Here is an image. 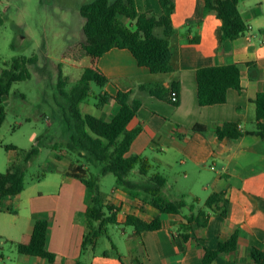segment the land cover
<instances>
[{
  "label": "crops",
  "instance_id": "obj_1",
  "mask_svg": "<svg viewBox=\"0 0 264 264\" xmlns=\"http://www.w3.org/2000/svg\"><path fill=\"white\" fill-rule=\"evenodd\" d=\"M135 3L139 13H161L159 0ZM239 10L250 31L234 41H223L222 22L215 12L206 13L203 0H176L172 23L178 35L171 41L173 71L168 74L151 73L129 50L113 49L98 60L82 51L84 68L103 73L109 81L104 91L110 96L138 94L141 87L170 93L179 84L178 105L146 92L140 95L142 105L128 129L142 131L127 156L142 155L149 162L154 159L167 177L165 193L169 198L186 195L188 200L198 199L208 222L195 231L197 241L191 240L181 249L177 241L181 217L161 214L150 205L141 210L140 202L114 187L110 195L102 194L106 204L118 209L116 227H128L129 215L146 223L158 218L161 227L140 234L133 227L131 232L123 229L126 239L122 244L115 242L108 227V237L99 238L95 248L83 250L88 191L80 180L66 175L71 166L80 163L62 165V159L54 154L47 174L27 181L25 190L0 208V264H258L251 252H264V140L256 136L219 140L214 132L224 123H236L242 131L255 130L253 101L264 92V0H241ZM196 38L199 42H193ZM233 64L242 65L243 90L230 89L225 104L201 107L197 72ZM107 107L109 115L99 117L110 121L118 106L112 101L99 111ZM196 125L206 126L208 132L193 131ZM40 135L36 131L33 141ZM16 154L9 151L0 173L7 172L17 160ZM42 218L49 222L50 257L19 253L17 245L30 242L34 223ZM235 233L236 249L211 260L207 251H217L220 243ZM112 246L117 253L106 256Z\"/></svg>",
  "mask_w": 264,
  "mask_h": 264
},
{
  "label": "trees",
  "instance_id": "obj_2",
  "mask_svg": "<svg viewBox=\"0 0 264 264\" xmlns=\"http://www.w3.org/2000/svg\"><path fill=\"white\" fill-rule=\"evenodd\" d=\"M206 13L215 12L222 22L221 33L223 41H234L248 31L239 5L241 0H203ZM161 13H139L135 0H93L79 7V12L85 20L83 26L84 40L81 49L93 60H98L113 49L129 50L140 66L146 67L153 74H168L173 71V49L171 41L178 35L172 23L176 9V0H159ZM1 20V19H0ZM22 38V36H20ZM17 40L12 48L17 50ZM199 42V38L193 40ZM38 63L36 56H18L5 62L0 70V129L7 118V108L4 99L11 94L15 83L32 79L30 68ZM242 65L215 66L200 69L197 72L198 103L201 107L225 104L230 89L239 92L243 90ZM59 90L67 100L68 107L62 109L68 142L67 149L79 158V165L71 166L67 176L80 180L88 191V211L86 213V233L83 250L94 247L101 237H108V227L117 225L118 209L105 203L100 190V176L112 174L115 176V188L123 191L131 200L140 202L141 210L150 205L161 214L179 216L182 221L177 226V241L181 249L183 244L196 240L195 231L204 228L208 219L205 212L199 208L198 199L188 200L186 195L179 199L169 198L165 190L168 185L167 177L155 165L142 155L127 156L131 145L142 131L141 128L129 130L128 125L136 116L142 105L141 94L146 92L170 102L169 95L164 89L147 90L141 87L135 92H118L115 97L105 92L108 79L98 69L87 68L81 78L68 93L64 90L66 77L62 66L59 67ZM93 85L103 90L97 94ZM172 91L179 92V84ZM94 98L96 108H103L114 101L118 106L117 113L110 121L91 114H83L81 105ZM256 105V125L253 131H242L236 123H224L214 130L219 140L226 138L239 139L243 136H256L264 140V92L257 95L253 101ZM177 102L174 105H178ZM195 132L207 133L208 128L196 125ZM42 134L36 139V145L30 150H22L15 146H5L7 151H15L17 160L9 165L6 173H0V208L7 199L15 198L26 188L29 163L39 156L41 148L57 152L56 144L46 142ZM58 159H62L57 156ZM92 165L100 167L99 177L88 176ZM85 166L88 168L86 169ZM41 177H36L40 180ZM125 226L133 227L136 233L156 231L161 223L157 218L146 223L134 215H129ZM238 234L235 233L227 242L220 243L215 252L207 251L211 260L219 254L232 252L237 246ZM49 222L42 218L34 223L31 240L27 245H17L18 252L30 256L48 259ZM112 246L106 256L116 254ZM252 259L258 264H264V252L253 249Z\"/></svg>",
  "mask_w": 264,
  "mask_h": 264
},
{
  "label": "rangeland",
  "instance_id": "obj_3",
  "mask_svg": "<svg viewBox=\"0 0 264 264\" xmlns=\"http://www.w3.org/2000/svg\"><path fill=\"white\" fill-rule=\"evenodd\" d=\"M91 1L0 0V67H4L3 62H10L18 56H36L38 59V63L30 68L32 79L15 83L6 99L7 118L0 129V146H15L19 152L30 150L36 145L32 136L38 131L46 137L47 143L56 144L59 148L57 152L41 148L39 156L28 165V182L36 180L43 173L47 174L54 154L62 157V165L78 159L87 165L83 158L69 152L66 146L68 134L62 122V109L68 107V102L60 94L59 67L62 66L67 79L64 90L69 93L85 69L81 63L84 57L81 42L84 40L85 20L80 15L79 7ZM15 40L17 50L12 48ZM75 56L79 58L76 60ZM92 89L97 94L103 91L96 85ZM96 102L91 98L82 104L80 108L83 114L98 117L109 115L110 107L106 111H99ZM8 153L0 148V166L5 164ZM151 163L156 166L154 159H151ZM88 176L99 177L100 167L90 166ZM100 180L102 193L110 195L115 187V176H100ZM123 229L131 232L130 227H109V234L118 244L125 242Z\"/></svg>",
  "mask_w": 264,
  "mask_h": 264
},
{
  "label": "built area",
  "instance_id": "obj_4",
  "mask_svg": "<svg viewBox=\"0 0 264 264\" xmlns=\"http://www.w3.org/2000/svg\"><path fill=\"white\" fill-rule=\"evenodd\" d=\"M250 29H251V28H248V31H247V32H249ZM247 32H246V33H247ZM246 33H245V34H246ZM169 99H170V102H171L172 104H176L177 102H179V94H178V92H177V91H171V93H170V95H169Z\"/></svg>",
  "mask_w": 264,
  "mask_h": 264
}]
</instances>
